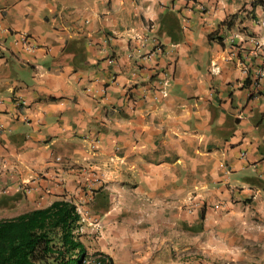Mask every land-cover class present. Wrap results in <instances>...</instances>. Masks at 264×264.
<instances>
[{
	"label": "crops",
	"instance_id": "obj_1",
	"mask_svg": "<svg viewBox=\"0 0 264 264\" xmlns=\"http://www.w3.org/2000/svg\"><path fill=\"white\" fill-rule=\"evenodd\" d=\"M252 1L0 0V218L67 194L115 264H264Z\"/></svg>",
	"mask_w": 264,
	"mask_h": 264
},
{
	"label": "trees",
	"instance_id": "obj_2",
	"mask_svg": "<svg viewBox=\"0 0 264 264\" xmlns=\"http://www.w3.org/2000/svg\"><path fill=\"white\" fill-rule=\"evenodd\" d=\"M81 213L65 197L45 206L0 218V264H87L77 230ZM93 264H115L98 253Z\"/></svg>",
	"mask_w": 264,
	"mask_h": 264
},
{
	"label": "rangeland",
	"instance_id": "obj_3",
	"mask_svg": "<svg viewBox=\"0 0 264 264\" xmlns=\"http://www.w3.org/2000/svg\"><path fill=\"white\" fill-rule=\"evenodd\" d=\"M262 1L264 0H253L252 3H260ZM254 14L255 13H253V17ZM262 14H264V12H262ZM255 17L258 18L256 15ZM64 197L67 199H72V197L68 196L67 194H64ZM89 201H91V199H89ZM83 204H87V202H79V205ZM80 211L82 219L77 232L79 233L80 240L84 243V246L86 247V252L88 254V259L86 263L93 264L95 262V259L98 258L99 252L109 256V253L105 252H110L111 249V237L109 235L110 232L108 230L105 233L104 229H99V222L96 221V219L93 220V215H97L96 213L94 214L91 210L87 208H81ZM0 215L4 214L0 213Z\"/></svg>",
	"mask_w": 264,
	"mask_h": 264
},
{
	"label": "built area",
	"instance_id": "obj_4",
	"mask_svg": "<svg viewBox=\"0 0 264 264\" xmlns=\"http://www.w3.org/2000/svg\"><path fill=\"white\" fill-rule=\"evenodd\" d=\"M158 50H161V48L158 47ZM163 82L165 84H167L169 82V80L166 77H164ZM162 92H163V94H166V90H163ZM57 159H59V158L57 157ZM14 170H16V168H14ZM60 181H62V179ZM25 188H26V186H25ZM7 189H8V186L0 183V193H5L7 191Z\"/></svg>",
	"mask_w": 264,
	"mask_h": 264
}]
</instances>
